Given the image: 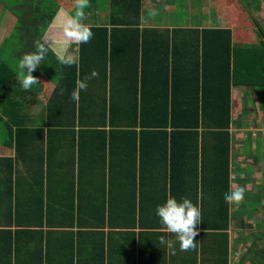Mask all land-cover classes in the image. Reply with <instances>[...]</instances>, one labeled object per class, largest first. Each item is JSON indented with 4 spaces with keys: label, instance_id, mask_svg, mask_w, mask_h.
<instances>
[{
    "label": "crops",
    "instance_id": "obj_1",
    "mask_svg": "<svg viewBox=\"0 0 264 264\" xmlns=\"http://www.w3.org/2000/svg\"><path fill=\"white\" fill-rule=\"evenodd\" d=\"M158 2L164 11L159 12L156 21H152L151 17L148 21L141 17L138 26H155L168 31L169 35L171 33L168 76L173 79V92L178 96L184 89H189L193 99L201 82L205 93L212 92L215 72L206 65L205 74L200 75V59L206 54V64L211 63L215 37H225L221 30H228L229 66L232 65L233 74L230 68L231 116L227 129V152L223 145L221 150L220 146H216L218 142H224L223 137L200 135L199 128L196 140L188 134L176 133L173 137H166L164 146L160 147L157 167L143 168V177L139 182L136 174L135 181H131L130 177V182L119 183L114 178L118 176L117 168L107 169L102 164L103 149L97 143L100 141L98 137L85 136L81 142L88 141L87 145L77 147L73 146L71 142L74 141L70 137L51 136L49 143L57 146H51L48 154H45L44 137L42 140L36 135L15 138L13 130H7L3 124L4 129L0 134V229H9V232L0 230V264H264V0L249 4L252 7L249 9L254 13L251 21L248 18L239 20L237 10L225 8L219 2L217 7H207L206 12L202 7L203 14L198 19L187 12L190 21L182 22L185 13L179 15L178 10L173 11V0ZM145 3L146 0L141 1L143 12L147 7ZM58 4L57 12L41 37L53 41L50 51L54 55L58 50L54 42L58 36L59 18L64 13L70 14L74 0H60ZM106 5L107 18L103 21L92 12L85 15L83 22L107 26L108 1ZM185 5L188 7L191 3ZM144 35L146 43V31ZM201 37L203 41H200ZM69 51L77 59L78 45L72 43ZM113 59L116 65L113 77H119L121 59L116 51L113 52ZM193 63H198L197 72L193 69ZM58 76L57 71V77L51 83L50 79L39 75L41 86L34 87L39 88L40 92L35 90V94L27 93L16 83L15 92L22 93L19 96L32 97L24 103L23 98L19 97L28 118L26 127L45 126V117L41 122H34L37 116L34 111L45 110L46 100ZM6 84L13 85L10 80H6ZM35 98H41L40 102ZM33 105L37 107L32 109ZM77 152L81 155L80 171L76 166ZM47 156L49 168L46 171L40 169L39 164ZM224 164L226 182L222 176ZM135 170L137 173V168ZM43 185L58 190L69 191L72 187L74 192L81 191L83 197L79 200L73 198V207L81 210L79 221H96L101 226L88 228L73 224L71 227L47 228L43 225L40 228L42 232L34 230L38 222V193ZM230 186H244L245 198L239 205L225 202L227 226L218 250L215 243L222 237L217 236V231L202 227L201 223L197 226L199 234L195 250L180 251L177 244L173 254L171 249L160 244L161 235L169 239H174V236L164 232L153 210L157 204L164 203L168 196L177 200L187 197L200 207L201 222L211 223L216 216L215 209L221 212L225 201L224 191H229ZM88 192L94 193L92 200L85 197ZM128 194H131L130 198ZM132 201L136 208L135 223L128 227L119 226L117 208ZM70 202L67 196L61 199L65 207ZM8 205L12 209L11 215L7 211ZM15 207L21 210L29 208L30 213L14 216ZM88 207H104L103 224L96 217L92 220L86 216L84 209ZM138 207L141 208V215L137 213ZM220 212L217 213L218 218H221ZM49 218L50 222L57 220L52 215ZM140 218L141 226L138 224ZM154 221L157 224H149ZM109 222L111 224H107ZM20 223H29L31 230H18L20 226L17 224Z\"/></svg>",
    "mask_w": 264,
    "mask_h": 264
},
{
    "label": "trees",
    "instance_id": "obj_2",
    "mask_svg": "<svg viewBox=\"0 0 264 264\" xmlns=\"http://www.w3.org/2000/svg\"><path fill=\"white\" fill-rule=\"evenodd\" d=\"M107 1L109 13L106 24L108 25L87 24L93 32V37L89 43L78 45L76 64L73 66L60 65L56 56L49 50V55L47 54L48 57L45 59L53 63L59 76L46 100L43 111L45 126L29 128L25 126L28 118L22 110L18 95L22 93L15 92V85L19 83L17 73L7 61L9 45L6 47L4 42L7 38L17 40V54L22 53L21 56L32 51L33 42L41 39L43 32L57 12L59 4L57 0H0V13L8 10L14 15L11 30L0 40V118L2 124L6 125L7 130H13L15 138L20 135H36L42 140L44 137L45 154H48V148L57 146V144L49 143L51 136L70 137L74 141V143L71 142L73 146L77 147L87 145L88 141L81 142L85 136L98 137L100 141L97 143L103 149L102 164L107 169L110 167L116 170L117 168L118 176L114 178L118 179L119 183L129 181L130 177L131 181L132 179L135 181L136 174L139 182L141 176L143 177V168L157 167L160 147L164 146L166 137H173L176 133L188 134L197 139V128H199L200 135L211 134L223 137L224 142H218L216 146H220L219 150H221V145H223L224 151L227 152V129L231 116L229 108L230 68L233 74L232 65L229 66L228 30H221L225 37H215V43L211 49V63L206 64V54L200 59V75L205 74L206 65L215 72L216 79L213 81L212 92L205 93L201 82L194 92L193 99L189 89H184L178 96L173 92V79L168 76V49L172 38L171 33L169 35L168 31L155 26H138L140 18L143 17L142 0ZM95 6L96 0H90V6L84 10V14L90 13ZM69 12L70 14L74 12V6ZM148 32L154 34L151 35ZM203 40L204 38L201 37L200 41ZM163 46L164 49H162ZM114 51L120 55L121 59L119 77H113L116 69L113 59ZM197 64L193 63L195 72L198 71ZM93 70L98 71L99 76L88 80L87 90L80 91L78 102L73 101L71 93L76 87V81L89 76ZM6 80H10L13 87L8 86ZM62 89L63 94H61ZM91 144L94 145L95 142ZM79 156L81 158L80 153L77 152L75 156L77 171H80L82 166ZM143 159L146 161L143 162ZM47 160L48 156L45 157V161L44 158L41 159L40 169L44 168L47 171L49 168ZM136 168L137 173H135ZM222 171L226 182L225 164ZM110 177L113 176L110 175ZM225 187L226 183H224V189ZM124 190L122 187V191ZM87 194L85 197L88 200L94 198L93 192ZM131 194L133 195V192ZM131 194L127 195L128 198ZM81 195V191L74 192L72 187L66 191V189L58 190L56 187L52 189L47 185L41 186L38 193V222L34 225L37 226L34 230L42 232L40 228L43 225L53 228L71 227L73 224L77 227L88 228L101 226L96 221L88 220L86 223L79 221L81 210L77 206L73 207V198L79 200L83 197ZM66 196L71 199L67 207L61 203V199ZM121 205L117 208V217L120 220L118 225L128 227L135 223L133 220H135L136 208L133 201L131 204ZM18 208H13L14 216L16 214L25 216L30 213L29 208H23V210ZM137 210V213L141 215V208L138 207ZM7 211L11 215L12 209L9 205ZM104 211V207L84 209L88 218L92 220L98 218L101 224H103ZM215 212L214 221L201 222V226L217 231V236L222 237V240H216L215 243L216 250H218L225 238L223 230L227 226L225 201L221 212L219 209H215ZM219 212L221 218L217 217ZM50 215L57 217V220L50 222ZM154 223L157 224L155 221L149 222V224ZM138 224L141 226V218L138 219ZM17 225L20 226L18 229L20 231L31 230L29 223ZM0 230L9 232V229Z\"/></svg>",
    "mask_w": 264,
    "mask_h": 264
},
{
    "label": "clouds",
    "instance_id": "obj_3",
    "mask_svg": "<svg viewBox=\"0 0 264 264\" xmlns=\"http://www.w3.org/2000/svg\"><path fill=\"white\" fill-rule=\"evenodd\" d=\"M90 6V0H74V12L64 13L59 18L58 36L55 40L57 51L55 52L57 62L62 66H73L76 64L75 57L70 53L69 48L72 43L77 45L89 43L93 37V32L89 25L84 23V10ZM152 16L157 15L153 10ZM53 41L49 39H37L33 42L34 49L26 52L18 62L17 80L25 91L32 89L34 85L40 82L33 73L37 67L44 61ZM99 76L98 71L93 70L89 76L76 81V87L71 93L73 101L78 102L80 91H86L87 81ZM63 94V89L61 90ZM46 130V129H45ZM246 188L238 186L232 188L224 194V200L229 205H239L245 198ZM155 214L163 225L166 233L172 234L174 239H169L165 235L159 237L160 244L165 245L175 254L176 245H179L180 251H191L196 248V237L199 232L197 226L201 223V209L189 198L182 197L177 200L175 197L168 196L162 204H157Z\"/></svg>",
    "mask_w": 264,
    "mask_h": 264
},
{
    "label": "rangeland",
    "instance_id": "obj_4",
    "mask_svg": "<svg viewBox=\"0 0 264 264\" xmlns=\"http://www.w3.org/2000/svg\"><path fill=\"white\" fill-rule=\"evenodd\" d=\"M173 11H177L178 10V14L181 15L183 13H185V16L182 20V22H188L190 21L189 16L187 14V12H190L189 15H191L192 17H194L195 19H198L201 17V15L203 14V11H201L203 8L204 12H206V8L207 7H211L213 8V6L217 7V3L222 2V6L223 7H230L233 10H237L239 12V20L241 21H245V19H249L251 21V17H254V13H252V9H249V4H255L257 2V0H222V1H217L214 2L213 0H173ZM57 2H60V0H57ZM106 0H96V9L94 8L93 10L90 11V13L94 12V14H98L101 18L100 21H103V19L107 18V14H106V9H107V5H106ZM187 2L191 3V7L190 6H186L185 4ZM258 2H261V0H258ZM242 3L244 5V7H241ZM145 5L147 6L146 9L143 12V19L146 21H148V19L151 17V20H155L157 19L159 12H163L164 10L161 9L162 4L158 2V0H146ZM203 7V8H202ZM248 7V8H247ZM252 8V7H251ZM248 10V14L247 11ZM71 10V9H70ZM155 11L157 13V15L152 16L150 13L151 11ZM0 40L3 37V35H7L8 31L11 30L10 27L13 26L14 23V15L8 11L5 10L3 13H0ZM249 14H252V16H249ZM88 19V17H86ZM90 18V17H89ZM256 31V30H255ZM4 45L6 47H8L9 45V52L7 53V61L11 64L12 68L15 70L16 73H18V62H19V58H21L22 53L20 55L17 54L18 51V45H17V40L11 39V38H7V40H5ZM34 76H36L39 80V75H43L45 77H47V79L51 80V83L55 80V78L57 77V70L54 68L53 63H50L48 61H46V59H44V61L37 67L36 71L33 73ZM41 83L38 85V87L40 88ZM35 89V87L33 86L32 89L30 90V92L28 91L27 93H31L33 94L36 90V92H40V90ZM35 94V93H34ZM20 98H23V103L26 101H30L31 100V96H20ZM25 99V101H24ZM34 99V97H33ZM37 101L40 102L41 98H35ZM36 105L32 106L33 108H36ZM39 108V107H38ZM31 111V110H29ZM34 113H37V116L34 118V122L38 123L41 122L42 119H44L45 117V113L42 111H34ZM1 118H0V134L2 133L4 126L1 122Z\"/></svg>",
    "mask_w": 264,
    "mask_h": 264
}]
</instances>
